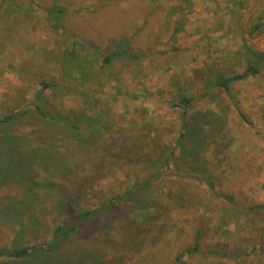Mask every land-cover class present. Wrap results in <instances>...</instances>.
Returning a JSON list of instances; mask_svg holds the SVG:
<instances>
[{
  "label": "rangeland",
  "instance_id": "1",
  "mask_svg": "<svg viewBox=\"0 0 264 264\" xmlns=\"http://www.w3.org/2000/svg\"><path fill=\"white\" fill-rule=\"evenodd\" d=\"M20 6L10 12L0 0V117L40 106L77 127L24 120L13 128L26 136L23 149L41 135L70 150L71 177L40 165L36 173L51 186L37 193L49 212L63 196L58 185L79 201L69 202L72 211L127 191L134 200L52 254L0 264H178L177 256L197 245L186 264H264V209L254 208L264 205V0H22ZM55 8L63 12L50 13ZM258 22L263 26L255 30ZM124 39L127 57L118 54ZM69 50L77 55L66 66ZM107 56H114L109 65ZM251 65L256 73L229 93L216 85ZM44 81L55 87L42 90ZM182 94L193 99L187 115L171 105ZM190 124L196 136L183 137ZM92 130L100 131L89 140ZM164 157L166 165L158 166ZM147 179V187L136 183ZM23 181L0 173V206L14 201L21 211L15 202L27 190ZM42 208L23 206L22 218H0V249L47 241L58 216L44 218ZM126 210L140 214L137 223Z\"/></svg>",
  "mask_w": 264,
  "mask_h": 264
},
{
  "label": "trees",
  "instance_id": "2",
  "mask_svg": "<svg viewBox=\"0 0 264 264\" xmlns=\"http://www.w3.org/2000/svg\"><path fill=\"white\" fill-rule=\"evenodd\" d=\"M21 1L22 0H3L4 3H8V10L10 12H13L15 9L21 8ZM32 2L39 1V0H29ZM63 11L59 8L52 9L50 13L52 14H61ZM263 26L262 22H258L255 26V30H260ZM122 44V52L120 51L118 54L121 56L127 57L128 51H129V42L125 39L123 40ZM77 55V52L74 53V50H69L66 52V66L70 64L73 61V58ZM114 56H107L103 60L104 63L107 65L112 63ZM264 57V56H262ZM75 60V59H74ZM256 70L251 65L249 67V71L243 75H235L230 77H222L218 78L216 85L222 89H224L227 93H229L230 87L232 84L241 82L248 78L250 74H255ZM42 90H49L54 85L44 81L41 84ZM171 105L182 109L184 114L187 115L185 112L193 105V99L184 96L183 94L180 95V99L177 100V102H171ZM236 109L238 110L241 117H243L244 120L248 122L246 117L241 111V108L238 104H236ZM23 109V110H14L11 113H8L2 117H0V128L6 129L4 131V136L0 137V173L5 171L6 176L13 179H16L17 177L23 178V185L27 188L24 189V192L22 193L21 200L19 202H15L21 204V211L16 210L12 207V204H14V201H11L9 203V206H0V218L11 220H17L18 218H22L24 216V210L23 206L29 209H34L36 203L43 206L42 211L44 218L45 216H49L51 214L57 215L58 218L56 220V225L54 226L53 230L50 233V237L47 241L41 242L39 244L34 245H23V246H14L10 249L2 248L0 249V259H10L14 261H33L37 260V257L43 255V254H52L58 249H60L65 241H67L71 235H73L75 232L89 226L98 223L99 221L103 220L104 218L112 215L115 208L121 204L126 202L133 201V197L131 196V192L127 191V193L123 195H113L112 197H109L106 200L101 201L99 204L92 208H76V210L72 211L69 210V202H76L79 201L72 200V197L69 192L66 189H63L58 185V190L60 191V194L63 195L61 199L53 200L50 202V204L54 207H57V209L50 210V213L47 209L49 201L44 198L42 199V195L37 193L39 189H43L44 191L51 186V183L48 179L41 178L38 173H36V167L39 168L40 165L44 166L46 170L50 169L51 167L54 168L55 175L58 176L59 172L61 177L63 178H69L72 175L73 169L69 168L70 162L68 159L70 158V150L63 148L62 150L58 148V146L55 143L47 144V142H58L59 139H55L52 137H47L46 139L41 138V135L35 139L34 141H31L28 146V148L23 149L22 145L25 142L26 136H19L15 134L13 131V128L17 126L18 123L24 121V120H35L38 123L46 122L42 127L49 126L50 128H58L57 126L60 125H68L72 128H77L76 126L73 127L70 122L62 119L57 114L49 113L45 110H43L40 106H33ZM184 115V116H185ZM191 126L182 127L183 137L184 136H194V129ZM184 126V125H183ZM12 128V130H11ZM36 128H40L39 126L34 127V130ZM93 131V130H92ZM100 130H94L93 134H89L88 138L89 140L97 139V134H99ZM40 133V131H39ZM42 133V132H41ZM94 137V138H91ZM196 136V135H195ZM194 136V137H195ZM67 137V136H66ZM37 142L38 145L33 147V143ZM66 148H70L67 146ZM193 148V147H192ZM131 156V155H130ZM132 157V156H131ZM163 157V155H162ZM171 158V157H170ZM67 159V161H66ZM168 160L167 157L161 158L158 161V166H165L166 161ZM123 166H127L126 164ZM134 166V164H133ZM170 165H168L169 167ZM113 167V165H112ZM111 168V167H109ZM59 172H58V171ZM9 172V173H8ZM160 175H157L159 177ZM136 178V177H135ZM137 184H141L140 187H147L150 183V179L147 180H136ZM88 182H83L82 185L79 186V190L83 191L86 190ZM208 186L211 190H214V185L212 182H208ZM139 188L137 186L132 187L131 189ZM44 194V196H48ZM71 197V198H70ZM220 198L225 199L226 201H229L230 203L234 202V197L231 195H224L221 194ZM11 204V205H10ZM127 204V203H126ZM1 205V204H0ZM13 209H12V208ZM159 207V206H157ZM129 208V207H128ZM258 210L264 209V205H258L254 207ZM35 211V209L33 210ZM47 211V212H46ZM127 211V210H126ZM133 212V211H132ZM132 212L127 211V218L129 221H132L133 224L137 223V217L140 216V214L137 217H132ZM129 214L130 218H129ZM145 216L147 218L152 219V215L150 213H147ZM144 216V217H145ZM47 222V220L45 219ZM42 230V224L39 223L37 226V229L35 232L37 234ZM19 232L16 233L18 235ZM19 236V235H18ZM24 236V234H23ZM20 237V236H19ZM198 251V245L194 248H189L183 252H181L177 258L176 261L178 264H186V258L188 256H191L192 254L196 253ZM43 259V258H42ZM41 261V262H40ZM38 264H61V263H54V261H45L40 260Z\"/></svg>",
  "mask_w": 264,
  "mask_h": 264
}]
</instances>
